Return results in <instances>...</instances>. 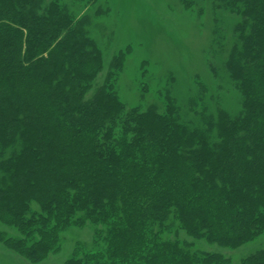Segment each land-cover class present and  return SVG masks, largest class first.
Returning <instances> with one entry per match:
<instances>
[{"label":"trees","instance_id":"trees-1","mask_svg":"<svg viewBox=\"0 0 264 264\" xmlns=\"http://www.w3.org/2000/svg\"><path fill=\"white\" fill-rule=\"evenodd\" d=\"M221 1L241 16L226 69L243 107L191 128L174 101L125 112L110 77L87 97L103 65L86 16L0 0V221L23 235L0 233L9 248L39 261L91 221L102 248L64 264H229L161 234L177 222L236 247L263 232L264 0Z\"/></svg>","mask_w":264,"mask_h":264},{"label":"rangeland","instance_id":"rangeland-1","mask_svg":"<svg viewBox=\"0 0 264 264\" xmlns=\"http://www.w3.org/2000/svg\"><path fill=\"white\" fill-rule=\"evenodd\" d=\"M68 6L74 19L87 17L89 36L101 53L102 69L87 97L109 82L124 111H145L156 105L164 112L175 102L181 121L203 127L205 117L218 111L238 115L243 97L231 79L226 61L236 42L241 16L221 0H46ZM33 210H39L32 203ZM87 221L71 225L59 235L58 248L39 261L9 248L0 239V264H64L73 256L101 249L97 228ZM0 233L19 238L21 232L0 221ZM164 241L191 244V252L220 254L229 264L264 249V230L236 247L190 236L175 222L161 234Z\"/></svg>","mask_w":264,"mask_h":264}]
</instances>
